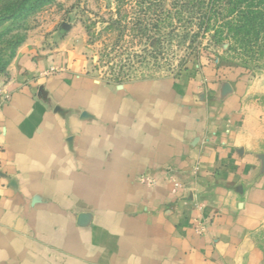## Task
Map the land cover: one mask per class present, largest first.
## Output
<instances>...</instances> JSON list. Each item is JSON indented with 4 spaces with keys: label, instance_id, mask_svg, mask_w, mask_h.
<instances>
[{
    "label": "crops",
    "instance_id": "1",
    "mask_svg": "<svg viewBox=\"0 0 264 264\" xmlns=\"http://www.w3.org/2000/svg\"><path fill=\"white\" fill-rule=\"evenodd\" d=\"M34 46L0 77V264H264L259 115L174 113L164 82Z\"/></svg>",
    "mask_w": 264,
    "mask_h": 264
},
{
    "label": "rangeland",
    "instance_id": "2",
    "mask_svg": "<svg viewBox=\"0 0 264 264\" xmlns=\"http://www.w3.org/2000/svg\"><path fill=\"white\" fill-rule=\"evenodd\" d=\"M182 1L48 0L10 19L16 0H0V61L6 63L0 77L7 78L22 46L35 45L38 52L77 51L80 72L110 86L164 82L174 113L200 118L209 112L256 113L260 137L252 148L264 162V57L244 64L240 56L227 53L226 43L214 46L196 34L195 26L186 28L187 14L175 17L169 27L168 17ZM140 24L150 38H140ZM235 123L240 128L242 121ZM254 238L264 255V221Z\"/></svg>",
    "mask_w": 264,
    "mask_h": 264
},
{
    "label": "trees",
    "instance_id": "3",
    "mask_svg": "<svg viewBox=\"0 0 264 264\" xmlns=\"http://www.w3.org/2000/svg\"><path fill=\"white\" fill-rule=\"evenodd\" d=\"M28 1L16 0L14 4L16 10L9 14V18H17L20 13L26 15L40 4L38 2L48 0H35L34 3L27 4ZM181 14L188 16L185 21L186 28L190 25L195 26L196 34L207 36L214 46L226 43L227 53L240 56L244 64L263 59L264 0H184L177 13L168 17V26H172L175 17L179 18ZM140 26V38H150L145 36L146 31L142 30L146 26L142 24ZM5 65L6 63L0 61L1 72L4 71Z\"/></svg>",
    "mask_w": 264,
    "mask_h": 264
}]
</instances>
